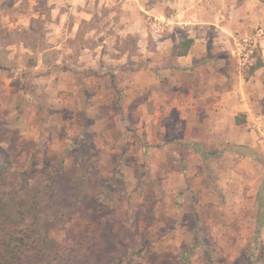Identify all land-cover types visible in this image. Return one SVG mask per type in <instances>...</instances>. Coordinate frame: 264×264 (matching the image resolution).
<instances>
[{
	"label": "rangeland",
	"instance_id": "1",
	"mask_svg": "<svg viewBox=\"0 0 264 264\" xmlns=\"http://www.w3.org/2000/svg\"><path fill=\"white\" fill-rule=\"evenodd\" d=\"M50 1L0 0V198L23 193L42 236L65 248L62 264H261V135L239 169L228 170L219 156L218 168L198 171L191 148L175 153L176 139L151 137L159 124L150 127L149 115L119 104L132 96L118 90L114 72H136L151 60L142 52L153 49L151 38L137 28L165 31L158 10L148 12L152 0L144 10L93 0L91 22L77 32L62 28L68 38L58 42ZM199 6L194 19L210 12ZM258 28L236 37L233 49L237 97L250 105L253 93L262 107L249 130L258 116L264 120V85L247 81L261 55ZM120 79L132 81L125 73ZM180 162L198 172L188 179ZM25 175L30 182L20 187Z\"/></svg>",
	"mask_w": 264,
	"mask_h": 264
},
{
	"label": "crops",
	"instance_id": "2",
	"mask_svg": "<svg viewBox=\"0 0 264 264\" xmlns=\"http://www.w3.org/2000/svg\"><path fill=\"white\" fill-rule=\"evenodd\" d=\"M117 1L123 9L133 4L137 5V10H144L149 2L104 0L106 6H112ZM163 2L164 9L160 7ZM200 3L210 12L194 19L193 7H200ZM149 4L148 12L158 10L157 14L167 21L165 31L153 32L150 36L146 28H137L143 40L145 36L151 38L153 49L147 47L142 50L143 55L147 53L151 60L136 72H114L118 90L125 89V94L132 96L127 102L125 97L122 98L119 104L122 109L136 106L141 110L138 114L149 115L147 122L150 127L159 124L156 130L150 131L151 137L176 139L172 147L175 153L178 149L191 148L189 152L196 154L199 160L197 170L200 167L207 170L210 166L218 168L216 162L219 156L226 157L223 162L228 170L239 169L240 164L244 165L255 155L257 141L254 138L257 133L249 130L247 123L262 107L256 103L259 96L251 92V97L247 92L250 105L242 103L237 97L241 86L238 84L233 49L236 37L251 35L258 26L262 27L258 28L259 32L264 30V0H152ZM49 6L48 21L59 30L72 25V30L77 32L84 20L92 19L93 11L88 10L94 9V1L51 0ZM166 10L174 11L168 15ZM161 18L155 24L164 22ZM63 30L55 38L56 42L60 37L62 41L68 38ZM186 37L193 39L189 52L173 56L175 43ZM261 37L263 66L247 80L250 83L252 78L255 79L257 87L264 85L258 75L264 72V35ZM124 73L132 79L131 82H122L120 78ZM107 76L103 75L104 87L111 82ZM144 107L147 110L143 111ZM180 163L186 170L187 178L191 179L195 172L194 164Z\"/></svg>",
	"mask_w": 264,
	"mask_h": 264
},
{
	"label": "trees",
	"instance_id": "3",
	"mask_svg": "<svg viewBox=\"0 0 264 264\" xmlns=\"http://www.w3.org/2000/svg\"><path fill=\"white\" fill-rule=\"evenodd\" d=\"M89 22L91 21L84 20L82 24ZM192 44V38L181 39L173 47V56L186 55ZM257 56L256 62L250 67V74L263 66L261 56ZM28 182L30 179L25 175L20 187L26 186ZM23 200V193L17 191L16 193L4 191L1 194L0 264H62L65 261L62 254L65 248L42 236L40 230L37 229L39 216L34 212V205ZM261 224L262 217L257 225L258 236ZM256 262L264 264V242L262 241Z\"/></svg>",
	"mask_w": 264,
	"mask_h": 264
},
{
	"label": "built area",
	"instance_id": "4",
	"mask_svg": "<svg viewBox=\"0 0 264 264\" xmlns=\"http://www.w3.org/2000/svg\"><path fill=\"white\" fill-rule=\"evenodd\" d=\"M250 127L253 131L259 133L264 139V120L262 115L258 116L256 120L252 121Z\"/></svg>",
	"mask_w": 264,
	"mask_h": 264
}]
</instances>
